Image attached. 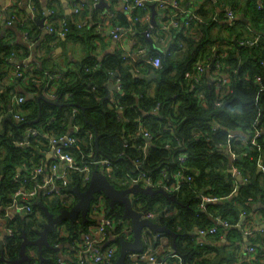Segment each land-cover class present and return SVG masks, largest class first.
Here are the masks:
<instances>
[{"label": "trees", "instance_id": "obj_1", "mask_svg": "<svg viewBox=\"0 0 264 264\" xmlns=\"http://www.w3.org/2000/svg\"><path fill=\"white\" fill-rule=\"evenodd\" d=\"M133 1L129 0L128 4ZM177 1L178 8H181L180 1ZM33 2L40 13L29 23L36 26L35 20L41 19L44 13L39 8V0ZM52 2L60 3L50 0L48 7L51 10L54 8ZM149 2L145 9L132 10L133 21H136L132 28L142 37L141 50H150L141 63L142 74H154L155 79L134 78L129 73V64L117 52L101 62L90 57L78 65L77 71L60 72L63 79L55 84L54 98H50L45 76L58 74L55 69L46 70L38 58L32 59L30 69L13 62L24 63L31 59L35 52L32 47L37 43L39 32L34 36L26 28L27 23L21 22L19 26L28 37L26 43L15 45L6 37L0 39V114L11 110L14 96L25 98L23 104L13 108L20 121L8 116L0 123V219L12 231V236L5 237L3 241L5 261L0 260V264L19 258L23 233L30 240L38 238L37 232L43 229L46 217L36 202H42L52 214L58 215L61 210L71 209L76 203L74 194L68 191L70 188L77 187L80 191L87 188L83 174L69 171L68 186L62 189L59 197H46L40 192L30 201L31 214L6 217V210L20 187L15 179L28 180L29 187L34 188L41 182V178L30 180L35 169L43 167L46 174L50 173L51 165L55 162L47 159L51 137L59 139L72 134L77 142L64 150L79 165H92L94 171H101L93 162L107 161L113 169L112 176H107L108 180L117 189L129 188L131 177H136L140 172L146 173L155 182L173 186L176 183L174 175L181 172L180 189L173 193L166 192L175 196V201L169 202L163 195H140L133 201L136 211L155 213L160 226H166L178 235L175 244L172 236H164L168 240V247L180 257L182 264H212L205 259L206 254L214 250L221 253L217 248L208 246L207 242L200 243L197 236L199 229L216 227L218 232L215 237H219L220 231H227V240L235 244L238 239L241 240L238 225L243 215L248 219L254 214L264 222V172L259 169V163L264 164V9L259 7L264 5L251 0L244 6V12H250L252 25L249 29L238 18L235 0H218L220 8L224 4L229 10L220 14L210 10L206 12L205 9L194 12L203 19V23L194 22L186 30L182 25L171 27L170 34L177 31L178 35L173 38L171 48L162 52L152 45L154 30L149 24L137 23L142 14L149 15L152 6L158 7L154 0ZM116 3L117 0H113V4ZM163 11L164 22L175 14L179 23L188 18V14H182L179 9ZM186 11L189 12V9ZM228 11H232L239 21L229 25L226 22ZM96 13L94 9L91 11V17L95 20ZM77 17L66 19L70 29L67 37L78 35L84 28L88 31L90 25L86 24L85 27ZM62 18L55 12L50 26L59 30ZM194 26L205 34L203 38L193 37L191 30ZM116 27L123 30L125 26ZM215 27L220 34L208 37L209 31ZM143 32H146L145 37ZM250 41L255 43L248 45ZM177 52L182 54L179 59L175 56ZM158 57L161 66L154 68L148 61ZM213 61L214 68H210ZM199 64L206 68L203 74L199 73ZM17 68H20L21 77L16 76ZM208 72L211 83L207 81ZM112 73L119 74L114 83L119 81L122 89L116 92L114 99L108 97ZM9 74L18 80V90L4 85V79ZM216 76L228 80L219 90V83L214 79ZM30 94L43 95L48 101H59V105L37 101L36 97L30 99ZM74 110L77 111L75 115ZM39 115L38 123L29 124ZM29 128L38 129L44 135L27 141L25 135ZM73 128L78 131L71 132ZM257 132L260 137L253 145L252 140ZM144 133H148L150 139L145 138ZM232 134L234 138H230ZM96 135H99L98 144ZM228 148L230 155L225 153ZM233 154L237 156L235 160H232ZM183 156L186 159L181 161ZM231 169L242 177L241 182ZM188 178H191L190 181ZM203 196L218 201L209 203L203 210ZM257 203L261 205L258 211L253 212ZM96 204L93 203L92 207ZM104 204L105 216L116 223L121 222L123 207L116 205L111 210L106 198ZM91 214L92 211L85 224L81 220L74 225L62 223L57 231L49 233L50 244L60 247L68 242L76 245L79 237L91 234L97 224L91 219ZM217 219L227 222L230 228L218 225ZM109 236L107 241L100 244V249L104 251L110 243L117 245L119 250L110 263L116 264L120 252L119 238L124 237L121 226L110 231ZM250 241L252 244L261 242V246L264 243L259 238H250ZM153 244L157 246L159 241L153 240ZM27 254L31 262L26 264L56 262L54 256L57 253L49 249L43 250L44 261L40 260L34 247H28ZM259 254L263 256L260 258H264V250ZM85 256L82 261L88 264ZM236 256L228 255L219 263L233 264ZM173 260L175 264L180 262Z\"/></svg>", "mask_w": 264, "mask_h": 264}, {"label": "crops", "instance_id": "obj_2", "mask_svg": "<svg viewBox=\"0 0 264 264\" xmlns=\"http://www.w3.org/2000/svg\"><path fill=\"white\" fill-rule=\"evenodd\" d=\"M52 1L60 2H52V6L54 7H52L53 10L49 9L48 7L50 0H39V8H41L44 13V16L42 18L45 17V24L47 23V20L52 16L51 11H54L57 15H59V17H64L65 19H72L74 18V16H79L77 17V19L80 18L79 22L82 20L83 24H85V27L86 24L90 25L88 31H86L84 28V30L81 29L79 34L76 36L67 37L65 39H58L52 36L49 32H46L48 27L47 25H45L44 29H41L37 25V23H35L36 26L29 23L40 13V11H37L33 0H0V39L6 37V40L15 45L26 43L27 40L24 39V32L21 30L19 24L21 22L27 23L26 28H29L34 36H36L39 32V34L37 35L38 38H36L37 46L34 45L32 47L33 50L35 49V52L34 54L32 53L30 60L32 61L33 58H38L44 64L46 70L55 69L58 74H60V72L67 73L70 70L77 71L78 65L86 61L90 57L97 58L99 62H101L105 58L119 52L123 56L126 63L129 64V73L134 78L143 79L146 77V79H150V77H152V74L150 76H145L144 74H142L143 71L141 70L143 68L141 67V63L144 62V60L146 59L145 57L148 53H150V50H141L142 37L132 28V26L136 24V21H133L132 11L125 8L126 0H117L116 4H113V0H104L108 7L103 10L95 8V6L101 0ZM164 1L171 2L173 0ZM179 1L182 5L181 8L183 10H186L188 8L189 12H196L199 10L201 11V9H205L206 12L207 10H210L211 12H214L216 14H220V12L222 11L229 10V7L225 8L224 4H222V7L220 8V1L217 2L218 0ZM248 1L251 0H235L236 4L238 5V11H236V13L238 14L239 20L248 25V28L250 29L252 25L250 12H244V6L246 5V3H248ZM256 1L258 4L264 5V0ZM90 7L97 11L96 20L91 17ZM74 9H80V14L75 15ZM12 16H14L16 19L13 25H9L8 21ZM140 18V22L137 23H140V25L149 24L150 28L154 30L152 33V45H154V48L157 51L162 52L169 50V48H171L173 38L177 37L178 32L173 31L175 33L171 35L170 30H168V32L162 30V27L165 23L164 11L157 7L155 8V13H153V10L151 9L149 15L144 16V14H142ZM116 25L123 27H126L127 25L129 26L128 28L124 27L123 30L121 29V37L119 40L114 39L112 35V32L114 31ZM145 33L146 32L142 33L143 37H145ZM191 34L194 38L197 39L203 38L205 36V34H202L201 29H199L197 26L193 27V30H191ZM219 34V29L215 27L209 31L208 37H217ZM226 35L227 34H225V36ZM175 56L177 59H179L182 57V54L177 52ZM111 75L112 80L109 85L114 84L115 91L111 93L110 98L114 99V95L116 94V92H118L117 87L119 85V81L115 83L114 81L115 79L119 78V74L112 73ZM115 75H117V77L113 79ZM210 80L211 76L208 72L207 81L211 83ZM18 84V80L12 74H9L4 79V85L7 87L16 88L18 90ZM150 93L153 94V90H151ZM47 159L54 160V157L53 155L49 154L47 156ZM233 174L237 177L238 180L239 174L235 172H233ZM260 205L261 204L258 203L255 204V210H253V212L258 211ZM247 218L248 219H245L242 226H240V223L238 225V230H240L241 233V240L239 241L238 239L235 244L227 240V231H220L219 237L212 236L209 239L199 240L203 243L207 242L208 246L217 248V250L221 252L218 253L214 250V252L206 254L205 259L210 261L212 264H220L219 262L222 258H226L228 255L237 254V258L235 259L233 264H264V258H260L263 256L259 254L261 250H264V243H262L263 245L261 246V242L260 244H252L250 241V238L252 240L259 238L260 240L264 241V222L259 221V217L254 214H251V216ZM91 219L95 220V222H98L93 214H91ZM247 222H249V225L247 224ZM7 230L8 229L6 227V222L3 219H0V239H4ZM82 236L79 237V241L76 245H71L67 242L60 246L62 247L60 249V252H58L54 256V260L56 261L55 264H77V260H79L83 256V254H79V246L83 241ZM250 246L255 247L257 249V252L249 253L248 247ZM237 247L239 248L237 249ZM223 252H225V254ZM85 259L87 260L88 264H93L87 256H85ZM171 261L172 259L169 260L168 264H175L174 260L172 262Z\"/></svg>", "mask_w": 264, "mask_h": 264}, {"label": "built area", "instance_id": "obj_3", "mask_svg": "<svg viewBox=\"0 0 264 264\" xmlns=\"http://www.w3.org/2000/svg\"><path fill=\"white\" fill-rule=\"evenodd\" d=\"M127 6L125 7L128 10H134L135 8L145 9L146 5L148 3H152V1L149 2V0H134L132 4H128L129 0L125 1ZM154 2L158 5V7L161 10L173 8V9H179L182 14H188V18L185 20L179 21L175 18L176 14L171 17L167 22L164 23L162 30L168 31L171 27L178 28L180 25L184 27V29L191 28L194 24L192 23H203V19L196 15L194 12H188L186 10H183L182 8H178V1L173 0L171 2H166L164 0H154ZM98 3V2H96ZM260 9H264V7H259ZM53 14H55L54 11H51V17L47 20V31L51 35H56L60 39H65L69 35V27L68 22L65 18H62L60 24L61 28L59 30L52 28L50 26L51 19L53 17ZM74 14L79 15L80 9H74ZM15 17L12 16L11 19L8 21L9 25H13L15 22ZM237 21V18L232 13V11H228L226 14V22L229 23V25H233ZM85 26V24H82ZM120 32L121 29L115 27L114 31L112 32V35L114 39L119 40L120 39ZM147 37H150L149 34H147ZM24 39L28 40V37L26 34H24ZM255 42H247L248 45L254 44ZM30 59H27L22 63L24 65L25 69H30ZM14 62V61H13ZM32 62V61H31ZM149 64H151L154 68H159L161 66V60L160 58L150 59L148 61ZM264 65V64H263ZM219 68V66H218ZM199 73L203 74L206 71V68L201 66L199 64L198 66ZM16 76L21 77L20 68L16 69ZM46 79L48 81V84L46 86L47 95L50 98H54V95H52L55 91V84L62 81L63 77L61 74H46ZM199 78V77H197ZM217 83H219V88L224 86L228 80L223 79L220 76L214 77ZM121 86L120 84L117 87V91L121 92ZM25 102V98L23 96H14L12 98V107L11 110L8 113H2L0 114V123L3 121L4 118L10 116L15 121H20V116L15 113L14 107L19 106ZM77 114V111H73V115ZM77 128H73L71 132L75 133L77 132ZM39 135H44L39 131L38 129H31L29 128L26 132L25 137L28 141L30 138H35ZM234 134L230 136V138H234ZM144 137L147 139H150V136L148 133H144ZM260 137V133H256L252 144L256 145V139ZM77 142L76 138L70 134L69 136L60 137L59 139L55 137H51L49 140V154L53 155L54 157V163L51 165L50 173L46 174L44 172L43 167H39L35 169L32 173V176L30 177V180L35 181L41 178V182L36 185L34 188L29 187L28 180L21 181L18 178L15 179V182L20 185L18 188L12 204L7 208L6 210V217L12 218L14 215H22L26 216L32 213V205L30 203L31 200H33L38 193L42 192V194L46 197H59L61 195V191L63 188L68 186V178L67 174L69 171H75L79 172L84 175V184L88 185V183L91 180L92 174L94 170L92 169V165H79L77 164L73 157L67 153L64 149H68L69 147L75 145ZM229 152V148L227 149ZM47 155V156H48ZM233 159H236V155H232ZM186 159L185 156L181 157L180 160L184 161ZM96 164L97 167L101 168V171L107 174L108 177H111L112 172V166L107 161L102 162H93V165ZM259 169L260 171L264 172V164L259 163ZM235 173H237L234 170ZM182 173L178 172L174 175V179L176 180L175 185L168 186L160 182H155L151 177H149L146 173L140 172L139 175L136 177H131L132 185H141L144 187H151L154 189H163L167 193H173L175 191H178L180 189V179L182 178ZM191 178H188V181H190ZM160 187V188H159ZM217 199L203 196L202 197V208L203 210L206 209V206L209 203L217 202ZM97 204L93 207L92 214L95 216V218L98 220L96 226L92 229V233L90 234H83V241L81 245L79 246V254H84L92 261L93 264H110L113 259L116 256V253L119 250V247L117 245L110 243L109 246L102 251L100 249V244L107 241L110 237V231H112L117 226H121L122 232L124 234L123 238H126V240L132 239V232L131 228H127L129 226L126 225L125 222L121 221L119 223H116L113 219L108 218L105 216L104 212V198L102 196H99L97 199ZM143 213L142 218L155 221L157 220V215L153 212L148 211H140ZM242 218H245V215L242 216ZM216 223H220L221 226H224L225 228H230V225L227 222H224L220 219H217ZM217 228L212 227L210 229H199L197 232V236L199 240H205L208 237H212L217 234ZM12 231L7 230L5 237H11ZM121 238V237H120ZM119 238V240H120ZM2 240V242L4 241ZM158 240L159 244L155 246L153 244V240ZM144 243H145V250L140 253H132L129 255L128 260L129 264H168L169 260L171 259H178L180 262L179 264H182L180 257L170 248L168 247V240L164 235H153L150 233H147L144 235ZM201 243V241H200ZM249 253H256L257 249L253 246L248 247ZM82 256V258H83ZM82 258H80L77 263L78 264H85L84 261H82Z\"/></svg>", "mask_w": 264, "mask_h": 264}, {"label": "water", "instance_id": "obj_4", "mask_svg": "<svg viewBox=\"0 0 264 264\" xmlns=\"http://www.w3.org/2000/svg\"><path fill=\"white\" fill-rule=\"evenodd\" d=\"M107 7L108 6L104 0H101L95 6L96 9L101 10ZM151 9L153 10V13H155V7L152 6ZM92 10L93 8L90 7V12ZM35 22L41 29H44L45 17L41 19H36ZM14 63L16 65L22 64L17 60H14ZM210 68H214V61L211 63ZM151 76L152 77H150V79L156 77V75L154 74H152ZM116 77L117 75H115L113 79H115ZM210 82H212V79L210 80ZM108 89L110 90V93L108 94V97L110 98L111 93L115 91V85L110 84L108 86ZM28 98L33 99L35 98V96L30 94L28 95ZM36 100H44L51 105H59V101H48L43 95L37 96ZM39 119L40 115L38 119L30 122L29 124L38 123ZM95 139L96 143L98 144L99 135H96ZM225 153L229 154L228 150H225ZM232 160L235 159L232 158ZM241 179L242 178L239 175L238 180L241 181ZM68 191H71L74 194L76 198V203L71 209L61 210L58 215L52 214L42 202H36V205L40 209H42V211L44 212V216L46 217V222L43 224V229L37 232L38 238L36 240L28 239L26 234L23 233L21 236L22 243L20 247L19 258L12 262H7V264L30 263L31 258L27 254L28 247L36 248L38 250V257L42 261H44V248L52 250L56 253L60 252L61 247L53 246L50 244L48 240L49 233L57 231L58 227L62 225V223L68 222L70 225H74L79 220H81L83 224L87 223L89 221L90 212H93L92 209L94 206L92 207V205L93 203H96L99 195L109 201V206L111 210L114 209L116 205H120L123 207L122 221L125 222L127 226H129L127 228H131L132 232L131 240H126V238L123 237L120 238V252L116 260V264H127V258L130 254L140 253L145 250L144 235L146 234V232L153 235H170L173 237V243L175 244L176 238L178 236L176 233L172 232L166 226H160L157 220L152 221L148 219H143V213L134 209V202L138 199L140 195H163L169 202H173L176 200L175 196L167 194L163 189H154L141 185H132L127 189H117L109 182L107 175L103 171L96 170L93 172L91 180L88 183L85 191H80L77 187L70 188ZM134 199L135 201H133ZM244 221L245 218L241 220L240 226L243 225ZM217 224L220 225V223ZM3 247V242L2 240H0L1 261H5Z\"/></svg>", "mask_w": 264, "mask_h": 264}, {"label": "rangeland", "instance_id": "obj_5", "mask_svg": "<svg viewBox=\"0 0 264 264\" xmlns=\"http://www.w3.org/2000/svg\"><path fill=\"white\" fill-rule=\"evenodd\" d=\"M216 74H217V73H216ZM216 74H215V75H216Z\"/></svg>", "mask_w": 264, "mask_h": 264}]
</instances>
